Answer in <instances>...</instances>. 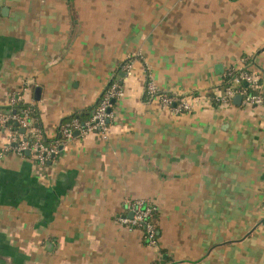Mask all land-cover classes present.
Instances as JSON below:
<instances>
[{"label":"crops","instance_id":"0c3cea01","mask_svg":"<svg viewBox=\"0 0 264 264\" xmlns=\"http://www.w3.org/2000/svg\"><path fill=\"white\" fill-rule=\"evenodd\" d=\"M232 67L264 99V0H0V106L27 88L53 140L123 91L107 137L75 136L48 166L3 153L0 130V264H264V104L215 100ZM148 71L198 105L162 108ZM135 199L156 209V250L119 223Z\"/></svg>","mask_w":264,"mask_h":264},{"label":"built area","instance_id":"2783aa9c","mask_svg":"<svg viewBox=\"0 0 264 264\" xmlns=\"http://www.w3.org/2000/svg\"><path fill=\"white\" fill-rule=\"evenodd\" d=\"M135 60H128L124 66L128 77H132L135 71ZM229 79V86H223L221 95L215 97V100L225 106H231L234 98L238 95L243 97L245 105L261 106L264 99L260 92L259 76L247 71L238 70L234 67L229 68L225 75ZM224 83V80H223ZM243 83L249 86L244 87ZM24 91L22 95L21 92ZM146 91L152 99L158 100L161 107L170 110L176 115H182L191 112L201 98L197 95L191 97L192 94L178 95L181 98L173 99L168 94L163 95L153 76L148 71L146 74ZM27 88L13 95L8 101L7 106H0V130L6 134L7 144L2 148L3 153L14 152L20 156L25 154L32 155L39 166H48L58 157L66 148L67 144L75 139V136L84 138L92 133H100L106 138L110 123L115 115L112 111L113 101L122 97V89L117 85L110 86L102 95L98 105L94 108L90 120L82 123L79 118H73L69 123L59 127L57 136L54 138L51 146L43 143L44 133L38 128H34L26 111L23 116L6 112L4 108H10V111L17 106L22 100H27ZM10 123H16L18 128H22L20 133L18 129L9 126ZM34 140V142H32ZM126 210L129 216L119 219V223L130 229H140L143 232L144 240L151 249H157L159 246V232L156 224V209L146 200H128L126 202Z\"/></svg>","mask_w":264,"mask_h":264},{"label":"trees","instance_id":"16d2710c","mask_svg":"<svg viewBox=\"0 0 264 264\" xmlns=\"http://www.w3.org/2000/svg\"><path fill=\"white\" fill-rule=\"evenodd\" d=\"M224 85L225 86H229L230 85L229 84V79L226 76L224 77ZM243 86L249 88V86H247L244 83H243ZM21 94L23 95L24 94V91H22ZM166 94H168V93H163V95H166ZM168 96L171 97V98H173V99L181 98L178 95H175V94H172V93H169ZM3 110L6 111V112H11L13 114H17L19 116H23L25 114V112L27 111L28 112V115H29V119L32 122L34 128H38L40 130L42 129V126H41V124L39 122V114H38L39 112H38L37 107L34 106V105L32 106L26 100L20 101L17 104V106L15 108H13V110H11V111H10V108H4ZM91 116H92V114L91 113H88V112L87 113L86 112H84V113H78V114L74 115L73 117H71V118L67 119L66 121H64L63 124L69 123L75 117L76 118H79L82 123H85L88 120H90ZM9 126L11 128H13V129H15V130L18 129L20 133H25V132H23V129L22 128H18V125L16 123H10ZM57 138L60 139L61 137L58 135ZM32 142H34V140H32ZM53 142H54L53 140L48 139L46 137V135H44V137H43V143L46 146H51V144ZM25 155H28V154H25ZM29 156L33 157L30 154H29ZM53 160H55V159H53Z\"/></svg>","mask_w":264,"mask_h":264},{"label":"water","instance_id":"95a60500","mask_svg":"<svg viewBox=\"0 0 264 264\" xmlns=\"http://www.w3.org/2000/svg\"><path fill=\"white\" fill-rule=\"evenodd\" d=\"M111 84H112V82L109 84V86H110ZM109 86L106 88V90L109 88ZM106 90H104V92H105ZM39 92H40V89H37V90H36V95H38ZM104 92L101 94V97H102V95L104 94ZM101 97H100V99H101ZM37 98H38V96H37ZM242 100H243V97H242L241 95H238V96H236V97L234 98V101H235V103H237V104H239ZM99 101H100V100H99Z\"/></svg>","mask_w":264,"mask_h":264},{"label":"rangeland","instance_id":"374dc122","mask_svg":"<svg viewBox=\"0 0 264 264\" xmlns=\"http://www.w3.org/2000/svg\"><path fill=\"white\" fill-rule=\"evenodd\" d=\"M221 85L225 86L224 83H223V81L221 82ZM221 85H220L219 88H217V92H220V91L222 90ZM213 95H214V94H213ZM191 97H194V94H192ZM202 98H203V100H205V99L207 98V96H206V95H203ZM197 105H198V104H197ZM153 250H156V249H153Z\"/></svg>","mask_w":264,"mask_h":264}]
</instances>
